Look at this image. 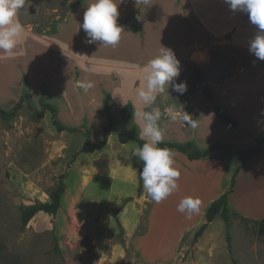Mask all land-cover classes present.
<instances>
[{"label":"rangeland","instance_id":"374dc122","mask_svg":"<svg viewBox=\"0 0 264 264\" xmlns=\"http://www.w3.org/2000/svg\"><path fill=\"white\" fill-rule=\"evenodd\" d=\"M93 2L28 0L18 18L31 38L19 41L16 61L0 55V108H11L23 90L29 92L14 116L0 118V244L10 254L5 264H264V223L258 224L264 219V154L239 173L228 196V225L217 214L194 238L208 204L227 189L235 162L218 153L188 160L172 149L182 181H177L178 190L156 203L140 179L143 165L132 156L138 144H120L115 131H103L102 101L109 93L114 126L122 106L129 103L133 115L125 133L147 141L139 135L142 122L137 113L150 106L139 101L137 92L144 87V66L164 46L180 61L176 83L186 82L187 91L180 95L169 87L168 94L157 96L156 105L162 112L175 105L197 120L192 128L163 115L159 124L164 141H193L199 149L221 141L235 147L253 144L255 137L226 130L199 91L224 75L216 72L222 50L213 44L193 45L209 66L201 68V83L191 82L193 68L203 62L186 60L191 48L184 45L210 39L194 20H186L184 30L178 28L171 12L174 0H122L117 23L124 32L119 44H88L79 24ZM84 81L94 87H77ZM41 95L56 108L65 130H56L49 111L42 117L36 114ZM104 138L102 148L76 153L84 142L91 145ZM61 175L65 188L57 212L37 219L39 225L35 216L22 225L21 209L48 201ZM107 187L120 188L128 197L116 198ZM185 197L199 198L198 213L177 211ZM73 212L87 218L84 230L72 223ZM132 218L134 231L126 234L123 222ZM59 219L65 220L67 235L57 232Z\"/></svg>","mask_w":264,"mask_h":264},{"label":"clouds","instance_id":"9594fccd","mask_svg":"<svg viewBox=\"0 0 264 264\" xmlns=\"http://www.w3.org/2000/svg\"><path fill=\"white\" fill-rule=\"evenodd\" d=\"M122 0H94L83 14V22L79 24L86 33V42L116 46L121 40L124 29L117 23L119 17L118 6ZM229 8L235 12L246 13L250 22L256 26L257 32L250 41L249 51L260 60H264V0H224ZM28 0H0V51L4 57L14 55L19 41L23 37L25 26L19 20L20 10L25 8ZM180 61L174 51L161 46L158 53L148 61L143 69L144 87L139 89V101L150 106V110L137 113L142 127L139 135L146 137L142 146H137L132 156L143 162L140 179L151 200L160 203L173 192L178 190L177 181L180 171L175 167L174 154L169 148H161L164 133L159 122L163 115H167L171 122H181L192 128L197 127V120L182 108L170 105L162 112L156 105L157 96L172 91L183 95L187 91L186 82L176 83L180 75ZM77 87L88 91L94 87L93 82H80ZM201 201L199 198L185 197L177 206L180 213H198Z\"/></svg>","mask_w":264,"mask_h":264},{"label":"crops","instance_id":"0c3cea01","mask_svg":"<svg viewBox=\"0 0 264 264\" xmlns=\"http://www.w3.org/2000/svg\"><path fill=\"white\" fill-rule=\"evenodd\" d=\"M174 1L176 5H172L171 12L176 17L175 23L178 26V28L180 27L181 29L184 30L183 26L186 25V20H194L195 24L198 26L201 33L206 38L208 37L210 39L209 43L205 42V40H199L194 43L185 44L184 45L186 47V48L184 47L185 49H188V47L189 49L191 48V50L188 53V57H186V60L187 59L190 60V58H192L194 62H197L192 57L193 52L196 51L193 50L192 47L197 43L200 46L213 44L214 46H216L217 49L222 50L221 54H219V58H217L216 72L217 75H219V70L223 71L224 75L222 76L221 79L218 78L216 81L210 82L211 86L210 85L208 86H210L212 89L214 103L223 111H225L229 116H231L232 118H234L239 122V126L236 129L229 128L226 130H228L229 132H235L236 135L242 134L245 137H247L246 135H248V137H253V138L258 136L259 134L264 133V60L258 59L257 57H255L254 54H252L249 51L250 41L254 38L257 32L256 26L250 22L249 17L246 13L240 11L233 12L229 8V6L224 2V0H174ZM26 30H30V29L27 28ZM22 38L23 40H27V39L29 40L31 38V35L28 34V32L24 31ZM16 52L17 51L15 49L14 55L12 56L13 61H16L17 59ZM0 55L1 58L3 59L4 54L2 51H0ZM71 55L73 54L71 53ZM4 59L6 58L4 57ZM207 60L208 59L206 57V60L201 61L203 63H201V65L198 66V68L204 69L205 67L209 66ZM226 67H228L229 69L226 70ZM3 76H7V73L6 75ZM203 80H204V74H203ZM199 83H201V81L197 82L196 84ZM203 85H207V84H203ZM199 91L201 92V89H199ZM105 94L109 95V93H105ZM202 100H204V102H208L206 104H209L211 106V103L207 99H205V96L202 97ZM102 107H103V101H102ZM209 108L211 109V107ZM212 122H214V119H212ZM217 126L220 128V125ZM221 131L223 130L221 129ZM105 141L106 142L104 145H106L107 139H105ZM120 144H124V143H120ZM215 153L221 154V157L227 161L229 156L232 155V152L231 154L224 153L222 149H217L213 151L209 156L197 160L199 161L202 159L212 158ZM262 154H264V149L261 150L255 156H253L241 168L239 173L241 171H244V169L247 168V166L252 161H254ZM234 166L235 165L233 164L232 167ZM239 173L237 174L236 179ZM119 181L123 182L121 177L119 178ZM107 188H110V190L109 189L108 190L113 195L115 191V194L117 196V197L115 196L116 198L119 197L120 199H122L128 197V195L125 192L122 195L120 194L123 191L120 188L117 187L115 188L107 187ZM45 214L46 213L42 211L37 212L34 215L35 216L34 221H36L37 219L46 218L47 216H45ZM71 216H72L71 219L72 223H75L77 225L78 231L84 230L85 228L84 222H86L87 218L83 216L80 217V215H77L74 212L71 214ZM47 221H49V219ZM37 222H38L37 225L41 223L40 220H37ZM135 223L136 221L133 218L129 219V221L123 222L125 226L126 234H131L134 231ZM56 225H57V232L59 234L65 235L67 233V225H65V220H61V219L57 220ZM86 227H90V225H87Z\"/></svg>","mask_w":264,"mask_h":264},{"label":"trees","instance_id":"16d2710c","mask_svg":"<svg viewBox=\"0 0 264 264\" xmlns=\"http://www.w3.org/2000/svg\"><path fill=\"white\" fill-rule=\"evenodd\" d=\"M203 80V73L200 68L195 67L192 70L190 75V81L193 83H197ZM202 94L205 98L211 102L213 106V111L215 117L219 120L220 123L225 125L228 128L236 129L239 126V122L229 116L225 111L219 108L213 100V92L210 86L202 85L200 87ZM29 98V92L27 89L23 90L17 100V102L10 109L0 108V118L8 120L12 116H14L17 110L20 108L23 102L27 101ZM40 110L37 111V115L42 117L45 111H49L52 118V123L55 126L57 131H62L65 129L56 118V108L44 101L42 96L38 99ZM103 109L106 115V124L103 128L105 134H108L110 131H115L117 134V140L120 143H126L130 140L135 141L138 146H142L144 141L138 137L129 135L125 133V127L130 122L133 115V108L130 104H125L122 106L120 111V121L117 126H114L112 118H111V110L109 105V95L105 94L103 98ZM105 139H102L94 144H89L88 142H84L80 149L76 152H91L95 149H100L105 144ZM161 148H169L170 150L174 149L178 152H181L186 155L188 160H197L203 157L209 156L213 151L217 149H222L224 153H231L229 156L230 160L235 162V166L232 170L229 185L227 189L221 193L217 198L212 200L204 211L205 221L199 226V228L194 233V238L198 237L203 230L205 229L208 222L212 221L217 214L220 215L226 226L228 225L229 215H228V196L233 192L236 182V176L241 170V168L256 154H258L261 150L264 149V133L255 137L254 143L250 146L246 147H235L231 144H227L224 142H217L208 145L205 148L199 149L196 147L193 141H186L183 143L180 142H172V141H164L159 145ZM140 162V166L143 165L142 161ZM64 183L62 181V175L60 176L59 182L57 185L49 191L48 193V201L46 202H38L34 204L27 205L21 209L20 213V221L22 225H26L27 222L39 211L49 214H55L60 206V198L64 191ZM114 219L118 223V218L116 211L114 212ZM264 223V219L258 221V224ZM229 239V237L227 236ZM10 254L5 250V248L0 244V264H5L4 259H8Z\"/></svg>","mask_w":264,"mask_h":264},{"label":"bare ground","instance_id":"6f19581e","mask_svg":"<svg viewBox=\"0 0 264 264\" xmlns=\"http://www.w3.org/2000/svg\"><path fill=\"white\" fill-rule=\"evenodd\" d=\"M192 57H193V59L195 60V61H197V62H201V61H204V60H206V56H205V54H203L202 52H200V51H195V52H193V55H192ZM181 178V177H180ZM181 181H182V178H181ZM180 181V182H181Z\"/></svg>","mask_w":264,"mask_h":264}]
</instances>
